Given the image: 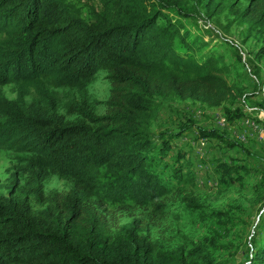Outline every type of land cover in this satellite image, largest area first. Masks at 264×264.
I'll return each mask as SVG.
<instances>
[{"label":"trees","instance_id":"1","mask_svg":"<svg viewBox=\"0 0 264 264\" xmlns=\"http://www.w3.org/2000/svg\"><path fill=\"white\" fill-rule=\"evenodd\" d=\"M98 3L86 18L71 0H0V85L19 87L13 99L0 93V149L28 154L19 164L24 183L0 194V264H218L200 244L159 248L137 219L113 224L106 203L129 199L163 211L160 198L169 189L155 162L193 122L154 135L156 97L210 107L243 100L226 78L224 55L202 52L208 44H197L184 21L209 23L226 12L262 42L260 59L264 0ZM102 70L110 83L105 112L79 100L62 113L57 89L83 91ZM236 110L225 108L230 122L242 116ZM196 130L205 140L236 144L217 128ZM184 156L179 148L172 155L177 163ZM242 167L219 160L215 169L234 182ZM50 173L68 190L46 194ZM242 264H264V234Z\"/></svg>","mask_w":264,"mask_h":264},{"label":"rangeland","instance_id":"2","mask_svg":"<svg viewBox=\"0 0 264 264\" xmlns=\"http://www.w3.org/2000/svg\"><path fill=\"white\" fill-rule=\"evenodd\" d=\"M71 1L80 6L86 18L91 8L99 7L98 0ZM187 6L191 7V1ZM200 12L206 15L204 9ZM210 18L209 25L202 20L196 25L192 20L184 22L197 36V44H208L201 45L202 52L214 49L224 55L229 66L226 78L241 91L243 100L210 107L190 99L156 97L157 113L149 124L154 135L175 132L181 124L193 122L187 132L172 141L174 148L155 162L156 172L169 189L160 198L163 211L126 199L106 203L105 213L116 225L137 219L140 231L159 248L200 244L218 264H242L264 234V55L257 58L262 42L249 35L233 16L222 12ZM18 89L15 83L0 85V93L8 99H13ZM57 90L62 113L67 114V103L86 100L100 115L106 109L110 83L102 70L83 91L69 87ZM225 108L233 113L238 108L242 116L230 122ZM253 121L255 128L246 123ZM197 125L221 130L235 146L226 147L217 139L205 140L197 133ZM177 148L185 152L180 163L172 157ZM26 156L24 152L0 149V194H8L24 183L19 164ZM219 160L243 166L241 179L225 181L215 169ZM43 187L46 194L65 192L69 183L50 173Z\"/></svg>","mask_w":264,"mask_h":264},{"label":"built area","instance_id":"3","mask_svg":"<svg viewBox=\"0 0 264 264\" xmlns=\"http://www.w3.org/2000/svg\"><path fill=\"white\" fill-rule=\"evenodd\" d=\"M207 25H209L208 22H207ZM262 90L264 91V87H262ZM246 123L255 128V121H253V122H246Z\"/></svg>","mask_w":264,"mask_h":264}]
</instances>
